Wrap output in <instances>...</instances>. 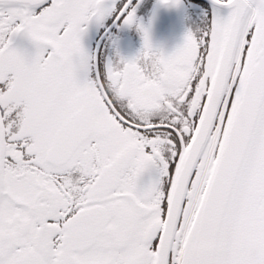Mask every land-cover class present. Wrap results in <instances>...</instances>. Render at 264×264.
<instances>
[{"label": "snow or ice", "instance_id": "snow-or-ice-1", "mask_svg": "<svg viewBox=\"0 0 264 264\" xmlns=\"http://www.w3.org/2000/svg\"><path fill=\"white\" fill-rule=\"evenodd\" d=\"M0 264H264V0H0Z\"/></svg>", "mask_w": 264, "mask_h": 264}, {"label": "flooded vegetation", "instance_id": "flooded-vegetation-1", "mask_svg": "<svg viewBox=\"0 0 264 264\" xmlns=\"http://www.w3.org/2000/svg\"><path fill=\"white\" fill-rule=\"evenodd\" d=\"M186 27L190 25L178 20L172 13L162 11L152 24V41L165 50H171L181 42ZM97 41L105 52L109 50L106 39H101L98 35L93 38L90 34L85 42L95 48ZM119 44L123 54L131 55L139 48L140 39L135 32H122L119 34Z\"/></svg>", "mask_w": 264, "mask_h": 264}]
</instances>
